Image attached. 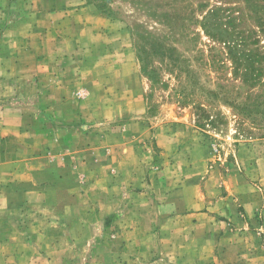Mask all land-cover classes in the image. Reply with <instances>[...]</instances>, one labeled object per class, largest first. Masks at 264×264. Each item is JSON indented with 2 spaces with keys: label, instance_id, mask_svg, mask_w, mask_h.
Wrapping results in <instances>:
<instances>
[{
  "label": "rangeland",
  "instance_id": "374dc122",
  "mask_svg": "<svg viewBox=\"0 0 264 264\" xmlns=\"http://www.w3.org/2000/svg\"><path fill=\"white\" fill-rule=\"evenodd\" d=\"M0 264H264V0H0Z\"/></svg>",
  "mask_w": 264,
  "mask_h": 264
},
{
  "label": "trees",
  "instance_id": "16d2710c",
  "mask_svg": "<svg viewBox=\"0 0 264 264\" xmlns=\"http://www.w3.org/2000/svg\"><path fill=\"white\" fill-rule=\"evenodd\" d=\"M88 1L93 3V2H97L99 0H88ZM214 11L215 10H213L212 12H214ZM149 37H153L154 38V41L152 42L153 44H151V45L156 49L155 50L156 54L160 55L161 57L164 58L166 56L167 52L169 50H171L169 48V44L166 43L167 40H168L166 35L165 36H151V35H149ZM142 48H140L141 51H142ZM139 55L141 57V62L143 64V70H145L148 75L152 76V74H151L152 71H150L152 68H149V64H148V62H146V59L142 56V53H139Z\"/></svg>",
  "mask_w": 264,
  "mask_h": 264
}]
</instances>
